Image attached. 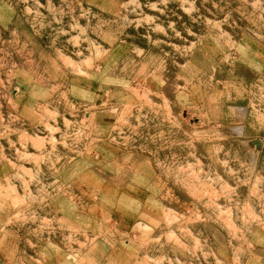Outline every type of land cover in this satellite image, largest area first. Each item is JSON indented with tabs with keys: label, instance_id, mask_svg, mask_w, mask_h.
Segmentation results:
<instances>
[{
	"label": "rangeland",
	"instance_id": "1",
	"mask_svg": "<svg viewBox=\"0 0 264 264\" xmlns=\"http://www.w3.org/2000/svg\"><path fill=\"white\" fill-rule=\"evenodd\" d=\"M0 264H264V0H0Z\"/></svg>",
	"mask_w": 264,
	"mask_h": 264
}]
</instances>
